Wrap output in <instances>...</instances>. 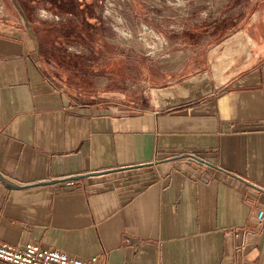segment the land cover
Segmentation results:
<instances>
[{"label":"crops","instance_id":"0c3cea01","mask_svg":"<svg viewBox=\"0 0 264 264\" xmlns=\"http://www.w3.org/2000/svg\"><path fill=\"white\" fill-rule=\"evenodd\" d=\"M39 61L0 17V172L22 185L0 179V242L107 264H264V54L144 110L78 101Z\"/></svg>","mask_w":264,"mask_h":264},{"label":"rangeland","instance_id":"374dc122","mask_svg":"<svg viewBox=\"0 0 264 264\" xmlns=\"http://www.w3.org/2000/svg\"><path fill=\"white\" fill-rule=\"evenodd\" d=\"M0 17L81 102L144 110L161 90L203 74L211 84L264 54L249 38L258 31H243L250 19L263 27L264 0H0Z\"/></svg>","mask_w":264,"mask_h":264},{"label":"built area","instance_id":"2783aa9c","mask_svg":"<svg viewBox=\"0 0 264 264\" xmlns=\"http://www.w3.org/2000/svg\"><path fill=\"white\" fill-rule=\"evenodd\" d=\"M257 223L264 222V210H257L254 214ZM245 227L244 231L249 230ZM244 243L237 248L242 249ZM0 264H107V254L98 253L88 259L66 254L53 248L41 247L35 243H27L22 248L0 242Z\"/></svg>","mask_w":264,"mask_h":264},{"label":"water","instance_id":"95a60500","mask_svg":"<svg viewBox=\"0 0 264 264\" xmlns=\"http://www.w3.org/2000/svg\"><path fill=\"white\" fill-rule=\"evenodd\" d=\"M81 177H82V175H79V176H76V177H71V178L76 179V178H81ZM0 179H1V181L4 183L5 187H7V188H20V187H22V185H16V184H13V183L7 181V180L4 178V176L2 175L1 172H0ZM54 182H56V180H51V181H41V182H38V183H35V184H48V183L51 184V183H54Z\"/></svg>","mask_w":264,"mask_h":264}]
</instances>
